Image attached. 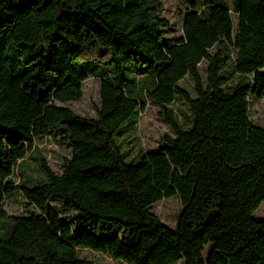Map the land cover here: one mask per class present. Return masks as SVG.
Listing matches in <instances>:
<instances>
[{
  "label": "trees",
  "instance_id": "1",
  "mask_svg": "<svg viewBox=\"0 0 264 264\" xmlns=\"http://www.w3.org/2000/svg\"><path fill=\"white\" fill-rule=\"evenodd\" d=\"M184 4L172 39L163 0H0V264H95L29 201L57 205L73 237L126 264H264V219L253 216L264 126L250 118V98L264 97V0ZM89 77L100 82L94 117L66 105ZM146 98L173 135L128 158L119 138ZM47 135L70 149L62 174L39 157L42 177L3 178L2 140ZM19 195L25 213H8ZM174 195L172 228L151 206Z\"/></svg>",
  "mask_w": 264,
  "mask_h": 264
},
{
  "label": "rangeland",
  "instance_id": "2",
  "mask_svg": "<svg viewBox=\"0 0 264 264\" xmlns=\"http://www.w3.org/2000/svg\"><path fill=\"white\" fill-rule=\"evenodd\" d=\"M186 11L184 0H163L161 11L170 24L166 33L172 39L182 35L183 15ZM234 19L235 16H234ZM206 63L200 64L202 77H205ZM182 85L193 93L192 81L185 79ZM100 82L98 78H86L82 83V97L77 101L66 103L75 113L81 116L94 117L95 107L99 105ZM177 119L184 125L188 123V110L183 101L173 103ZM160 108L146 98L144 108L139 112L137 119L121 132L120 145L128 158L135 157L140 152H146L158 148L160 140L165 134L173 135L169 127L160 116ZM250 118L254 124L264 126V97L260 99L250 98ZM11 140V139H9ZM8 164L3 170V178L19 181L21 175L31 178L42 177L43 174L38 166V158L43 157L47 165L57 174L64 171L63 160L70 157V149L58 140V136L47 135L36 140L9 142L2 140ZM21 162V163H20ZM20 163V164H19ZM26 200L21 195L6 199L5 209L10 214L25 213ZM30 207L44 214L50 226L57 230L63 237L75 242L81 257L92 260L95 264H126L113 259L107 254L87 248L82 241L71 235V227L67 224L64 216L53 203L29 201ZM182 208L177 195L162 198L151 206V210L159 219L170 227H175L178 214ZM257 219H264V201L253 213ZM209 249L208 247L206 250ZM205 254V253H204ZM173 264H182L177 261Z\"/></svg>",
  "mask_w": 264,
  "mask_h": 264
}]
</instances>
